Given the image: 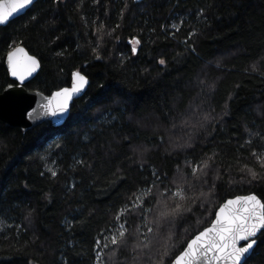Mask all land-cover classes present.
Here are the masks:
<instances>
[{"label":"trees","instance_id":"trees-1","mask_svg":"<svg viewBox=\"0 0 264 264\" xmlns=\"http://www.w3.org/2000/svg\"><path fill=\"white\" fill-rule=\"evenodd\" d=\"M18 45L41 63L27 89L50 95L76 70L90 86L61 127L23 131L0 121V264H96L98 240L125 219L129 247L108 264H152L149 256L166 247L183 250L228 198L255 193L264 201V169L252 155L264 153V0H39L0 27V93L15 84L5 60ZM208 112L215 119L204 121ZM213 153L207 177L192 178L191 165ZM153 169L161 188L180 185L198 197L187 201L192 212L161 228L146 197L151 213L117 221ZM213 183L205 202L199 194ZM145 234L150 250L131 251ZM101 250L108 261L111 246ZM247 264H264L260 236Z\"/></svg>","mask_w":264,"mask_h":264},{"label":"snow or ice","instance_id":"snow-or-ice-1","mask_svg":"<svg viewBox=\"0 0 264 264\" xmlns=\"http://www.w3.org/2000/svg\"><path fill=\"white\" fill-rule=\"evenodd\" d=\"M55 2L59 4L60 0H55ZM34 4L35 0H0V25L7 24L10 18L21 11L27 10L29 6H34ZM97 33L99 40L102 41L104 39L103 29L98 28ZM132 43L134 45L132 51L135 52L137 50L135 45H139L140 41L136 39ZM100 47L101 45L98 43L93 48V53L97 60L102 58L99 53ZM192 51H195L194 47ZM7 62L11 70V75L16 77L21 82V85L40 66V61L34 56H28L23 48L10 52L7 56ZM159 63L164 65L166 62L164 59H160ZM253 70H256V65H253ZM74 77L75 83L71 89L64 88L58 91L49 103L44 105L48 109L46 114L53 117L63 115L67 112L69 102L73 95L80 93L88 84L87 78L79 71L74 73ZM8 87L11 88L12 85L10 84ZM212 87L214 88V85ZM31 116L32 113H29L30 118ZM212 119L215 118L212 117L211 112L203 116L204 121H210ZM254 135L258 134L250 132V136ZM161 139L163 138L161 137ZM186 143L187 146H192L190 139ZM247 143L251 144V140L247 141ZM178 147H184V145H178ZM215 155L213 153V156L191 165V177L197 180H200L201 176L207 177L208 172L206 170L211 168ZM252 155L258 161L259 167L264 169V153L253 152ZM78 163H83V161H79ZM189 163L186 161V164ZM143 166L141 162L140 168H143ZM245 170L252 180L260 178V173L249 168L248 165H244L241 169V171ZM48 171L52 173V176L56 175V172L51 168ZM151 175L154 179L145 187L133 192L130 197V204H125L121 207L115 216L117 221L121 220L122 215L131 214L136 210H139L137 214L141 216H143L145 211L151 213L153 207L145 205L146 197H152L149 203L157 210L155 222L161 228L164 227L165 221L171 225L174 224L178 217L192 212V207L188 205L187 201L192 199L193 203H195L198 197H188L185 194L184 188L180 185H177L175 191H172L167 186L161 188L160 185L164 184V180L161 179V174L153 169ZM163 176L166 177L167 173H164ZM216 178H219L218 174ZM185 181H187V177H185ZM172 183L177 182L173 181ZM203 183H207V181L204 180ZM214 188L215 184L213 183L206 193L201 191L199 196L204 197L206 202L211 197ZM153 190H156L155 196ZM177 198H179V202H177ZM169 200H172L173 203L169 204ZM201 207H203V204ZM127 223V219L121 222L119 229L116 232L110 233L107 238L103 239L102 243L98 240L96 245L98 249L101 247L108 249L111 246V251L108 254V261L104 260L105 253L103 251H97L96 264H108L122 248L127 249L129 247V242L126 237L128 229L125 227ZM138 231L139 229H137ZM153 231V228H148V233H152ZM258 233L260 234V238L264 239V201L254 194L240 196L227 200L223 206L219 207L214 223L195 235L178 254L173 255L171 249L166 247L163 252L159 253L157 259L153 260L152 256H149V260H152V264H247L246 254H249L254 249V246L257 245ZM172 235L173 233L169 231V240H171ZM241 242H244L243 245ZM171 247L174 248L175 245H171ZM141 248H148L150 250V241L147 239V234H145L144 240L138 241L131 246V251L135 252ZM133 259L137 260L139 257H133Z\"/></svg>","mask_w":264,"mask_h":264},{"label":"water","instance_id":"water-1","mask_svg":"<svg viewBox=\"0 0 264 264\" xmlns=\"http://www.w3.org/2000/svg\"><path fill=\"white\" fill-rule=\"evenodd\" d=\"M37 1H39V0H35V3ZM133 1L136 3H140V2H143L145 0H133ZM32 7L33 6H29V8L27 10L21 11L20 13L16 14L14 17L9 19V22L7 24L0 25V27L7 26L11 21H13V20L17 19L18 17H21L24 14H26ZM19 48H23L24 52L28 56H33L29 53V51L23 45H18L17 47L13 48L10 52L14 51L15 49H19ZM8 54H7V56H8ZM7 56H6V60H5V65H6V68L8 70V73H9L11 80H13L15 82V84H11L12 85L11 88H9L7 86L4 89V91L2 93H0V121L8 124L11 127L20 128L23 131H29V130H31L35 127H38L39 125H42V124L47 123V122L52 123V125L56 128L64 125L70 116L74 102L81 99L87 93L88 88L90 86V79L81 71L76 70L73 72L72 81H71V84L69 86L58 89L50 95H46L42 92H39L36 90H29L25 87V85L27 83H29L31 80H33L38 75V73L40 72V69H41V63H40L39 68H37L36 71H34L32 73V75L28 76L23 81V84L21 85V82L16 77L11 75V70H10L8 62H7ZM36 59H38V58L36 57ZM77 71H79L82 75H84L87 78L88 84L83 88V90L80 93L73 95L71 101L69 102L68 110L63 115L53 117V116L46 114L48 109H46L44 107V105H47L49 103V101L51 100V98L53 96H55V94L58 91H61L64 88L71 89L73 87V85L75 83L74 73ZM29 113H32L31 118L29 117ZM253 194L256 195L255 193H251V194H247V195H237V196L228 198L227 200L235 199L236 197H240V196H248V195H253ZM258 198L261 199L260 197H258ZM227 200L224 201L219 207L223 206L227 202ZM218 209L216 211V214L218 213ZM216 214H215V216H216ZM214 220H215V217H214L213 221L211 222V224L207 227H210L212 225V223H214ZM259 236H260V234L258 233L257 239ZM243 243L244 242H241L242 245H243ZM255 247H256V245L254 246V249H255ZM254 249L251 250V252L249 254H246L247 260L251 257Z\"/></svg>","mask_w":264,"mask_h":264},{"label":"rangeland","instance_id":"rangeland-1","mask_svg":"<svg viewBox=\"0 0 264 264\" xmlns=\"http://www.w3.org/2000/svg\"><path fill=\"white\" fill-rule=\"evenodd\" d=\"M174 28H177L178 29V26H175ZM120 225V224H119ZM119 225H118V228H119ZM102 248L98 249V251H103L101 250Z\"/></svg>","mask_w":264,"mask_h":264}]
</instances>
